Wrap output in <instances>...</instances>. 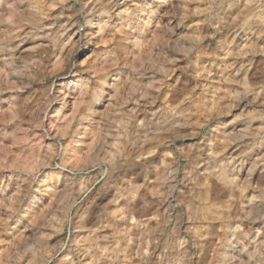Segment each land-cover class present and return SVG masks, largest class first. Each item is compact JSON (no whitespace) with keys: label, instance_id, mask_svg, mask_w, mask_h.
<instances>
[{"label":"clouds","instance_id":"9594fccd","mask_svg":"<svg viewBox=\"0 0 264 264\" xmlns=\"http://www.w3.org/2000/svg\"><path fill=\"white\" fill-rule=\"evenodd\" d=\"M0 264H264V0H0Z\"/></svg>","mask_w":264,"mask_h":264}]
</instances>
